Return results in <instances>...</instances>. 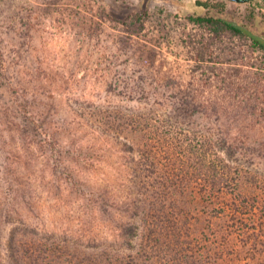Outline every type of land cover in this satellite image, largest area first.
Listing matches in <instances>:
<instances>
[{
    "label": "rangeland",
    "instance_id": "1",
    "mask_svg": "<svg viewBox=\"0 0 264 264\" xmlns=\"http://www.w3.org/2000/svg\"><path fill=\"white\" fill-rule=\"evenodd\" d=\"M209 1L264 36V0ZM200 15L219 14L197 0H0V264L13 251L25 264H264V193L252 176L221 193L208 169L217 115L195 106L174 122L192 96H264L263 54ZM19 189L21 216L49 235L11 239Z\"/></svg>",
    "mask_w": 264,
    "mask_h": 264
},
{
    "label": "trees",
    "instance_id": "2",
    "mask_svg": "<svg viewBox=\"0 0 264 264\" xmlns=\"http://www.w3.org/2000/svg\"><path fill=\"white\" fill-rule=\"evenodd\" d=\"M197 3L204 6L208 11L216 10L219 15H200L191 17V19L208 25L214 33L227 31L250 40L254 50L261 52L264 56V36L253 32L247 24L226 17L227 5L225 2L212 3L209 0H197ZM257 69L260 73L258 76L261 79L264 77V67ZM195 106L199 109L201 116L207 117L211 110L219 119L214 123L212 131L204 130V133L207 135L206 145L208 144L216 153V155L213 154L215 159L211 158L210 161H207L209 164L208 169L209 171L213 170L214 175L225 181L221 185L220 192L227 193L228 188L236 189L240 180L246 181L247 177L252 176L251 179L255 180L253 188H259L264 193V164L258 162L264 160V96H192V100L183 99L179 104L172 106L174 113L185 116L184 121L176 120L174 122L181 126L187 125V117L193 113ZM236 123L238 125L234 127ZM189 126L192 125L189 124ZM51 140L50 138L49 141L51 142ZM53 144L56 143L53 142ZM57 152L58 149L52 148V153L56 159V168L60 165L58 162H61L57 158ZM16 193L13 194V204L15 205L13 213L19 217V220L13 228L11 239L16 241L18 235L25 234L27 236L29 234L34 235L37 238L33 239L38 240L43 237V233L49 235L48 232H44L38 222L33 223L21 216L25 215V210H20L16 206L17 204H23L27 194L25 190L21 189ZM255 198L253 200L259 202V198ZM234 203L242 204L238 197H236ZM236 205L238 206V204ZM124 225L122 223L118 226L120 231H123ZM11 253L14 264H25L18 254L14 251Z\"/></svg>",
    "mask_w": 264,
    "mask_h": 264
},
{
    "label": "water",
    "instance_id": "3",
    "mask_svg": "<svg viewBox=\"0 0 264 264\" xmlns=\"http://www.w3.org/2000/svg\"><path fill=\"white\" fill-rule=\"evenodd\" d=\"M234 1H249V0H234Z\"/></svg>",
    "mask_w": 264,
    "mask_h": 264
}]
</instances>
